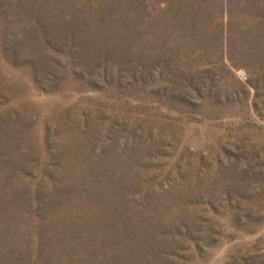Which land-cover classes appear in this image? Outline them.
Returning <instances> with one entry per match:
<instances>
[{
    "label": "rangeland",
    "instance_id": "rangeland-1",
    "mask_svg": "<svg viewBox=\"0 0 264 264\" xmlns=\"http://www.w3.org/2000/svg\"><path fill=\"white\" fill-rule=\"evenodd\" d=\"M0 264H264V0H0Z\"/></svg>",
    "mask_w": 264,
    "mask_h": 264
}]
</instances>
